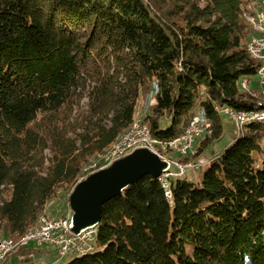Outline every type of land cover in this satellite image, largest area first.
<instances>
[{
  "label": "trees",
  "instance_id": "1",
  "mask_svg": "<svg viewBox=\"0 0 264 264\" xmlns=\"http://www.w3.org/2000/svg\"><path fill=\"white\" fill-rule=\"evenodd\" d=\"M252 2L0 0V239L20 240L60 192L69 200L140 118L170 160L210 151L202 181L187 169L169 199L161 176H145L103 206L97 246L67 264H264V121L212 149L224 108L264 111L242 89L261 68L248 52ZM200 113L211 128L195 154L162 149Z\"/></svg>",
  "mask_w": 264,
  "mask_h": 264
},
{
  "label": "bare ground",
  "instance_id": "2",
  "mask_svg": "<svg viewBox=\"0 0 264 264\" xmlns=\"http://www.w3.org/2000/svg\"><path fill=\"white\" fill-rule=\"evenodd\" d=\"M244 17L247 20L248 24L251 26L250 28H252V32H253V35H252V37L248 43L249 55L253 59H255L256 61L258 60L260 62V67L262 68V59H260L257 55H253L251 53H252L253 49H255V44H262L261 32L264 33V0H259V3L257 4V6H256V0H254V2H252V4H250L248 6L247 10H245ZM255 18H256V23L261 24V32H260L259 26L255 24ZM263 112L264 111H256V112H250V113H236L229 108H225L222 110V113H224L227 116H229L230 118H232V120L236 123V125L240 129H242L246 124H248L250 122H254V121H261L262 122V121H264L262 117H250V118H247L245 120V122H241V114H244V115L260 114ZM139 119L140 118H137L135 120V122L133 123V125L129 128V130L124 135H122L114 144H112V146L107 150L106 154L104 155L105 160L109 154H113L114 151L119 150L121 142L123 140H127L129 137V134H133V132H135V128H136L137 124L139 123ZM196 123L198 126H200V128L197 130L198 135L195 136L193 138V140H191V135H190L191 127L193 125H195ZM147 128L150 131V128L148 126H147ZM210 128H211V123L204 116V114H202V113L197 114L194 117V119L192 120V122H191V124H190V126H189V128L186 131L184 136H182L181 138L171 142L168 145H165V146L160 145V146L162 147L163 150L171 149L173 152H175V153H177L183 157L188 156L189 154H195L196 153L195 143H196L197 139H199L204 133H207L210 130ZM201 129H202V131H201ZM187 136H188L187 140L183 141L182 146H179L178 142L183 140V138H186ZM159 144L160 143L152 137L151 131H150V139H147L148 149L147 148H139V149H147V150L152 151V152L157 149V151H156L157 153L155 151L154 152L161 158V160L168 162V164H169L168 168H166L163 171L161 178H160V181L163 185L166 196L169 199H171V197H172L171 184L172 183H171L170 179L173 177H181L182 175H184L185 171L189 168L201 167L200 164H202L203 160H199V162L197 164H192V163L182 164V163H179L178 161L170 160L169 158L166 159L165 156H162L163 154L158 151V145ZM149 148H151V149H149ZM180 148H183V150H181ZM139 149H135L134 151L139 150ZM125 156H124V152H116V155H112V160H113L112 164H109L107 167L101 168L98 171L96 170L95 172L97 173L101 170H104V169L110 167L116 161L123 159ZM173 166L177 169L176 171H172ZM95 172H93L91 174H94ZM89 176L90 175H86L85 178L84 179L82 178V179L85 180ZM49 218L60 219V218H66V217H58L57 218V217H51L48 214H43L38 218L36 223L32 227H30L28 229V231L23 235V237L21 238L22 241H20L21 239L17 242H14V240L12 241V240H8V239H4V238L0 239V246L3 245L4 243H6L5 245H3L2 249H0V264H3V262L6 260V258L11 255V253L18 252L21 250V248L24 249V248H27L30 246H34L35 248H39L41 250H42V248H41L42 246H46L51 251H54L56 256H60V257L61 256L65 257L69 254L70 255L71 254L84 255V254L92 252L94 250L92 243L96 240L97 226L93 227V228L85 229L80 234H75L72 231V218L73 217H71V216L67 217V220L69 223V231L71 234L76 235V236H80L84 232L91 231V233H92L90 235V237L88 238V243L84 247L74 246V248L69 249L68 252H61V254H60L59 253L60 250L57 247H54V246L51 247V245L45 244V243L36 244L35 241H28V238L30 237V235H34L37 233L40 224H43L45 221H49ZM45 258H50V256L45 257Z\"/></svg>",
  "mask_w": 264,
  "mask_h": 264
},
{
  "label": "water",
  "instance_id": "3",
  "mask_svg": "<svg viewBox=\"0 0 264 264\" xmlns=\"http://www.w3.org/2000/svg\"><path fill=\"white\" fill-rule=\"evenodd\" d=\"M168 165L157 154L139 149L79 182L69 197L73 212L72 231L80 234L85 229L98 226L107 202L122 196L128 187L147 175L160 177Z\"/></svg>",
  "mask_w": 264,
  "mask_h": 264
},
{
  "label": "rangeland",
  "instance_id": "4",
  "mask_svg": "<svg viewBox=\"0 0 264 264\" xmlns=\"http://www.w3.org/2000/svg\"><path fill=\"white\" fill-rule=\"evenodd\" d=\"M242 89L244 91H247V92H252V93L256 92V93L261 94L262 97L259 99V103L261 105L264 104V80L261 79L259 74L257 75V77L255 79H253L251 81L243 82L242 83ZM149 100H148L149 103H154V100L151 97H149ZM86 104H87V100H83L81 102V106L82 107H85ZM143 104H144V100L141 101V103L139 104V107L137 109V112L139 111V113H141V114L144 111ZM221 119H222V125H223V128H224L225 134H224L222 140L220 142L216 143L214 145V147L212 148L213 150H215L217 155L220 154V151L225 150V148L227 146L231 145L238 138L239 132L242 130L236 125V123L232 120V118H230L226 114L221 113ZM154 151L156 152L157 149L154 150ZM154 151H153V153H155ZM134 152L135 151L133 150V151L127 153L125 157L131 155ZM105 154L101 155L97 160H95L92 163H90L87 166V168L84 169V173L80 177L79 182L84 181L82 178L85 177L86 175H91V173L95 172L96 170L98 171L101 168H105L104 167L105 164H106V160H105V157H104ZM206 154H207L206 157H203V158L200 159V160H203L202 164H200L201 165L200 168H198L196 170L192 169V170H188L187 171L188 177L190 178V180H192L196 184L200 183L202 181V178H203V175H204V171L206 170V168L208 166V158L209 157L212 158L211 157L212 155L210 154L209 150L206 152ZM45 155L49 156V153L46 152ZM162 156H164V155H162ZM165 158L167 159L168 157L165 156ZM108 165L109 164H106V167ZM172 171H176V168L174 166L172 167ZM70 195H69V197H70ZM45 213L50 215L51 217H57V218L58 217H70V216L73 217V212H72V210H71V208L69 206V200H67L66 196H64L61 192L58 194V196L55 199H53L47 205V210H46ZM4 239H8V240H12L13 241V239H10V238H7V237H4ZM20 241H22V239ZM14 242H17V241L14 240ZM93 245L96 247L97 246V242H94ZM28 248L35 249L34 246L27 247V249ZM41 248H42V250L39 249V248H36V250L40 251V253L35 254V255L32 256V257H35V258L32 259L33 262L26 261L25 258H21L20 256H17L16 254H18L20 252V251H18V252H15V253L14 252L11 253V255L6 258V260L3 262V264L4 263L5 264H67L71 260H73V259L78 257L76 254L75 255L74 254H71V255L69 254V255H67L65 257H62V256L60 257V256H56L54 251H51L46 246H42ZM48 256H50V258H45V257H48Z\"/></svg>",
  "mask_w": 264,
  "mask_h": 264
},
{
  "label": "built area",
  "instance_id": "5",
  "mask_svg": "<svg viewBox=\"0 0 264 264\" xmlns=\"http://www.w3.org/2000/svg\"><path fill=\"white\" fill-rule=\"evenodd\" d=\"M258 3L259 0H256V6ZM255 24L259 26L261 32V24L256 23V18ZM261 36L262 44H255V49H253L251 54L257 55L260 59H262V68H260L259 75L261 79L264 80V33L261 32ZM250 117H262L264 120V112L260 114H241V122H245V120ZM199 128L200 126H198L197 123L191 127V140H193V138L198 135L197 130ZM187 138L188 136L179 141V146H182L183 141L187 140ZM147 139H150V131L147 126L144 125L143 122L139 119V123L135 128V132H133V134H129L128 139L121 142L118 151H114L113 154H109L106 157V164H112V155H116V152H124L125 156L127 153L135 149H148ZM180 149L183 150V148ZM106 164L104 167H106ZM84 178L85 177H83V179ZM91 234V231H88L84 232L80 236L73 235L69 231V223L67 217L60 219L49 218V221H45L43 224H40L37 233L34 235H30L28 241H35L36 244L45 243L51 245V247H57L60 250L59 253L61 254V252H68L69 249H73L74 246L84 247L88 243V238ZM5 244L6 243H4L3 245ZM3 245L0 246V249H2Z\"/></svg>",
  "mask_w": 264,
  "mask_h": 264
},
{
  "label": "crops",
  "instance_id": "6",
  "mask_svg": "<svg viewBox=\"0 0 264 264\" xmlns=\"http://www.w3.org/2000/svg\"><path fill=\"white\" fill-rule=\"evenodd\" d=\"M209 161V160H208Z\"/></svg>",
  "mask_w": 264,
  "mask_h": 264
}]
</instances>
